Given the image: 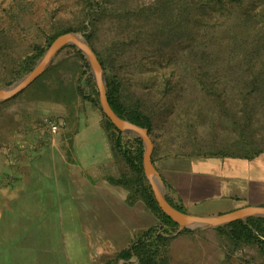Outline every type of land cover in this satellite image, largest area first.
Instances as JSON below:
<instances>
[{
	"label": "rangeland",
	"instance_id": "obj_1",
	"mask_svg": "<svg viewBox=\"0 0 264 264\" xmlns=\"http://www.w3.org/2000/svg\"><path fill=\"white\" fill-rule=\"evenodd\" d=\"M237 1H253L246 11L259 12L251 11L259 8L255 0H229L216 13L193 8L199 0H0V56L15 71H0V90L32 70L52 37L70 30L102 57L104 80L118 85L120 102L151 119L153 155L251 161L264 154V12L243 26L251 23L244 41L224 10ZM252 39L258 47L251 60L240 57ZM34 45L43 53L25 71L20 62ZM77 51L62 48L22 92L0 103V189L13 184L14 173L54 169L56 149L66 150L93 119L107 137L89 66ZM16 71L23 74L14 78ZM120 133L131 148L136 136ZM18 217L0 207V249L8 238L15 246L0 250V264H18L22 242H15L24 221ZM219 227L177 226L164 234L161 264H264L261 248L234 244ZM116 256L101 264H135Z\"/></svg>",
	"mask_w": 264,
	"mask_h": 264
},
{
	"label": "crops",
	"instance_id": "obj_2",
	"mask_svg": "<svg viewBox=\"0 0 264 264\" xmlns=\"http://www.w3.org/2000/svg\"><path fill=\"white\" fill-rule=\"evenodd\" d=\"M52 157L54 169L14 173L13 184L0 189V207L28 219L15 242H22L18 264H101L158 222L117 184L131 172L97 118ZM151 162L164 199L181 213L210 218L264 208V154L251 161L152 155ZM1 242L0 250L15 247L9 238Z\"/></svg>",
	"mask_w": 264,
	"mask_h": 264
},
{
	"label": "trees",
	"instance_id": "obj_3",
	"mask_svg": "<svg viewBox=\"0 0 264 264\" xmlns=\"http://www.w3.org/2000/svg\"><path fill=\"white\" fill-rule=\"evenodd\" d=\"M229 0H199L197 4H193V8L196 7L198 10H209L211 13H216V10H221L225 6V2ZM258 7H254L253 10H257L259 12H255L254 14L247 12L248 8H251L253 5V1L251 4L248 3L245 5V2L237 1L234 7L225 8L229 12L230 20L233 19L232 24L237 26L242 30L239 31L237 29L236 33L239 38L244 39L246 41L251 34V23L249 27L243 28V26H247V24L257 17L260 16L264 12V0H255V2L259 3ZM256 3V5H257ZM91 18V17H90ZM95 19L91 18L89 20V25L94 26ZM259 23V22H258ZM260 30L264 31V21L261 25ZM70 30H66L60 34H56L51 38V41L62 35L63 33H68ZM90 35L86 36V39H90ZM254 39L250 40L244 46L240 47L238 54L240 57H244L245 59L251 60L252 51L258 47V42L254 45ZM1 44H4V40L1 41ZM2 46V45H1ZM89 47L91 48L90 44ZM74 48V47H73ZM92 49V48H91ZM2 50V49H1ZM0 50V53L2 52ZM92 51L97 57L98 62L100 63L103 72L105 71L104 61H102V57H100L93 49ZM43 50L39 49L36 45L32 46L31 55H25V58L22 59L20 63H23V67H25V71H29L31 65L35 62V60L41 56ZM77 54L80 58L83 59L82 55L79 51ZM2 56V54H1ZM0 56V71L2 74H8L15 72L14 69L4 65L2 63V57ZM86 66V64H85ZM17 72V71H16ZM23 73H15L14 78H17ZM105 90H106V98L111 110L122 119L128 120L134 125H137L141 128L147 130L148 135H150L152 131V122L151 119L138 109H129L124 104H122L119 100V87L118 85L112 83L105 77ZM96 99L94 100V104L98 106V95L96 91ZM104 117V115H103ZM105 118V117H104ZM104 128L107 132V137L109 143L111 145V150L113 154L118 155L124 164L128 167L131 172V176L129 178H122L117 182V184L122 185L129 192V201L141 200L145 207L157 218L159 223V228L156 226L150 227L146 229L143 234L126 250L121 251L117 254L116 258L119 260L130 261L131 259L135 260V264H161V248L166 244V238L164 234L169 231L177 228V225L172 222L168 217H166L158 208L156 202L154 201L151 189L143 176L142 171V143L141 140L137 137L132 138V147L130 148L126 143L123 142L122 134L120 131L116 130L113 125L105 118ZM151 154V161H152ZM222 229L226 230V234L231 242L234 244L237 243H250L261 248V251L264 252V218L262 217H249L245 221H235L229 223L223 227L217 228L218 231Z\"/></svg>",
	"mask_w": 264,
	"mask_h": 264
},
{
	"label": "water",
	"instance_id": "obj_4",
	"mask_svg": "<svg viewBox=\"0 0 264 264\" xmlns=\"http://www.w3.org/2000/svg\"><path fill=\"white\" fill-rule=\"evenodd\" d=\"M66 46L76 48L85 58L97 91L99 107L104 117L113 125L116 130L124 134L136 136L141 140L143 146V175L151 189L154 201L156 202L160 211L166 217H168L172 222L182 229L193 230L219 227L239 220L244 221L249 217L264 218V208L249 207L228 215L210 218H198L181 213L180 211L171 207L162 195L158 179L152 166L151 154L153 145L147 130L132 124L128 120L122 119L111 110L106 98L102 67L89 45L76 34L65 33L56 37L27 75H25L14 85L0 90V103L13 98L22 92L45 70L54 56Z\"/></svg>",
	"mask_w": 264,
	"mask_h": 264
}]
</instances>
